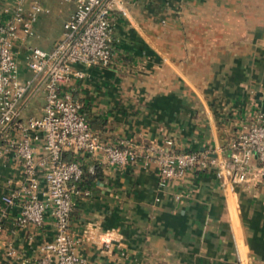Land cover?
<instances>
[{
	"label": "crops",
	"instance_id": "obj_1",
	"mask_svg": "<svg viewBox=\"0 0 264 264\" xmlns=\"http://www.w3.org/2000/svg\"><path fill=\"white\" fill-rule=\"evenodd\" d=\"M17 1L0 0V10ZM48 7L28 43L39 47L44 37L45 51L75 10L64 0ZM128 12L115 18L116 64L85 68L74 96L100 141L132 146L139 161L112 167L101 154H66L82 164L90 192L70 219L79 256L88 264H264V180L232 187L205 172L162 191L157 164L145 160L149 147L167 149L169 140L178 153L227 156L264 113V0H129ZM43 105L38 99L29 115L41 116ZM23 180L17 160L0 159V264H38L55 238L52 220L16 230L17 210L2 198Z\"/></svg>",
	"mask_w": 264,
	"mask_h": 264
},
{
	"label": "built area",
	"instance_id": "obj_2",
	"mask_svg": "<svg viewBox=\"0 0 264 264\" xmlns=\"http://www.w3.org/2000/svg\"><path fill=\"white\" fill-rule=\"evenodd\" d=\"M49 1L18 0L16 6L0 10V159L13 157L24 171L23 183L12 187L2 203L7 211L17 210L16 230L54 222V241L42 248L38 264H88L78 254L80 242L70 232V219L76 199L89 197L90 192L84 187L82 164L68 160L66 154H101L112 167L134 165L139 155L132 146L100 141L74 96L75 84L87 78L85 68L108 69L116 64L115 18L128 19L129 0H64L75 10L54 48L45 51L28 43L37 37L40 18L50 13ZM21 45H25L23 62ZM38 99L44 101L42 115H29ZM166 147L151 146L145 156L158 166L162 191L189 174L205 172L232 187L252 177L264 180V113L258 112L240 131L227 156L210 151L178 153L171 140Z\"/></svg>",
	"mask_w": 264,
	"mask_h": 264
},
{
	"label": "rangeland",
	"instance_id": "obj_3",
	"mask_svg": "<svg viewBox=\"0 0 264 264\" xmlns=\"http://www.w3.org/2000/svg\"><path fill=\"white\" fill-rule=\"evenodd\" d=\"M45 41V38L43 37V38H40V39H37L36 40V44L39 46V47H41V48H43V49H46V47H47V45H45L44 42Z\"/></svg>",
	"mask_w": 264,
	"mask_h": 264
},
{
	"label": "trees",
	"instance_id": "obj_4",
	"mask_svg": "<svg viewBox=\"0 0 264 264\" xmlns=\"http://www.w3.org/2000/svg\"><path fill=\"white\" fill-rule=\"evenodd\" d=\"M90 128L92 129V127H94L93 123H90V121L88 120ZM93 130V129H92ZM84 177H85V173H84Z\"/></svg>",
	"mask_w": 264,
	"mask_h": 264
}]
</instances>
